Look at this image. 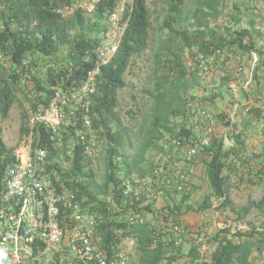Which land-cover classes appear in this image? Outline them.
I'll return each mask as SVG.
<instances>
[{"label": "trees", "instance_id": "1", "mask_svg": "<svg viewBox=\"0 0 264 264\" xmlns=\"http://www.w3.org/2000/svg\"><path fill=\"white\" fill-rule=\"evenodd\" d=\"M78 2L0 0V55L7 61L0 68L2 116L9 114L18 90L29 91L33 95V110L43 111L53 99L56 88L78 84L94 67L96 55L92 50L102 39L107 17L115 3L114 0H101L95 11L87 14ZM150 2L162 3L164 19L160 29L166 30L167 36H158L149 73L151 84L145 89L149 101L135 131L118 110L119 91L127 85L125 74L132 59L150 46ZM225 4L226 0H134L121 45L113 60L101 66L97 75L98 90L90 98L93 129V141L90 143L95 148L100 142L102 144L99 151L103 164L101 178L92 167L93 159L85 153L83 140L88 141L89 136L80 111L68 117L69 134L60 130L52 138V132L44 126L34 129L36 136L40 137V145L48 151V170L55 172L65 187L74 193L83 210L96 215L95 235L107 256L117 251L124 238L135 235L136 264H172L179 251L174 243L177 237L174 228L181 226L183 215L189 211L202 214L210 208L222 210L230 206L234 210L229 180L237 164L243 167L249 164L256 172L257 181L252 176L246 179L241 176V182L260 184L263 181L264 147L252 157L244 155L249 144L246 128L254 120H264V108L259 106L249 107L234 121L230 119L229 111H209L215 118L211 142L202 146L191 161L195 164L202 153L198 162L203 166L209 189L196 206L189 204V170L182 168L184 165L178 159L174 163L166 159L174 149L173 139L181 138L185 145L193 144L197 139L196 127L200 128L205 123L187 112L188 101L196 99L190 89L202 78L196 66L191 71L175 51L174 39H179L191 51L196 50L195 57L200 54L212 56L227 48L232 52L255 51L262 58L263 51L257 49L251 29L241 26L236 17L222 32L211 25V20L219 17ZM65 7H74L71 15H64ZM263 66L264 62L256 69L262 70ZM227 79L228 76L223 78V83ZM262 90L264 94V86ZM218 127L224 128V133L218 131ZM226 138L233 145H227ZM134 144L135 152L129 153L128 147ZM69 147H73L72 157L67 155ZM12 151L0 137V198L5 171L14 159ZM153 152L163 156L156 161L152 157ZM66 160L68 162L63 164ZM160 166L165 169L163 175L187 173L183 190L179 191L175 186L166 189V195L160 198L166 201L162 207H156V199L145 194H141L139 199L125 194L123 180L126 177L152 175ZM160 188L165 189V185H160ZM252 208L263 209L264 197L258 201L250 200L240 210L248 214ZM133 211L145 217L143 224H128L126 216ZM149 214L151 220H147ZM250 236L249 232L232 233L229 228H222L213 237L214 251L208 259L201 257L200 264H255L252 256L258 254L259 245Z\"/></svg>", "mask_w": 264, "mask_h": 264}, {"label": "built area", "instance_id": "2", "mask_svg": "<svg viewBox=\"0 0 264 264\" xmlns=\"http://www.w3.org/2000/svg\"><path fill=\"white\" fill-rule=\"evenodd\" d=\"M100 2L88 0L78 6L87 14H92ZM133 2L114 0L115 7L107 17L102 39L92 50L96 55L94 67L78 84L56 88L47 108L35 112L34 129L42 125L52 132L53 138L60 130L70 133L68 117L80 111L89 136L88 141L83 140L85 153L92 159L96 157L97 148L90 143L93 141L90 98L98 90L97 75L101 66L113 60L121 45ZM254 56L253 66L257 62ZM231 59L233 52L224 48L212 56L197 55L194 65L202 79L219 82L229 76ZM236 68L238 72L243 69L241 66ZM248 108L241 109L239 103H234L229 109L230 119L234 121L239 112L244 115ZM187 112L192 118H201L205 123L200 128L196 127L194 133L197 139L193 144L185 145L181 138L172 140L174 149L166 155V159L173 160V163L178 159L182 165L191 163L199 149L209 145L215 125L214 116L198 98L188 101ZM81 137L85 139V136ZM12 155L14 159L5 171L0 198V264H130L124 244L129 250L134 249L137 237L129 235L124 238L112 256L104 253L99 246L100 239L95 235L98 223L96 215L83 210L74 193L65 187L55 172L48 170V151L40 145V137L36 133L32 141H24L13 148ZM67 155L72 157L73 147L68 148ZM164 172L165 169L160 166L152 175L126 177L123 180L125 194L133 195L136 199L141 194L160 199L166 195L168 187L175 186L179 191L184 189L186 172H178L174 176L163 175ZM160 185H165V189ZM210 210L222 216L229 214L227 208ZM207 217L206 212L202 213L203 220ZM126 221L136 226L143 224L145 217L133 211L127 214ZM225 225L223 228L227 227ZM181 228L178 225L174 228L178 231L174 241L176 247L184 242ZM258 245L259 264H264V232Z\"/></svg>", "mask_w": 264, "mask_h": 264}, {"label": "rangeland", "instance_id": "3", "mask_svg": "<svg viewBox=\"0 0 264 264\" xmlns=\"http://www.w3.org/2000/svg\"><path fill=\"white\" fill-rule=\"evenodd\" d=\"M88 0H79L78 4L84 5ZM149 7L151 9L152 15V26L149 30V47L147 50L141 54L135 56L125 74V81L127 83L126 87L119 91L120 105L118 110L123 116L125 122L131 127L132 130H137L147 108V101H149L148 95L145 94V89L149 88L151 84V79L149 73L152 68V56L154 50L158 46V36H167V31L160 29L164 15L162 13V3L157 2V4L150 2ZM74 7H65L63 13L65 16L72 14ZM230 8L227 4L223 5L219 17L211 20V25L215 27L218 31H224V27L230 22H234L230 18ZM157 39V40H155ZM253 41L257 46V49L263 51L262 58L259 53L251 51L249 53L233 51V59L230 61L232 66L230 69V74L228 79L223 83V80L219 82L207 79H199L196 82L190 92L193 97L198 98L203 101L205 108L211 113L215 112H225L228 113L234 103H239L241 109L253 106H259L264 108V94H262V89L264 86V66L262 70H257L258 64L264 62V22L260 24L258 28V33L253 37ZM173 45L175 46V51H177L185 60L187 66L192 71L194 68L196 50L191 51L186 48L179 39H174ZM257 57V62L253 66L255 56ZM7 61L5 57L0 58V68L2 65H6ZM237 66H241L242 71L238 72ZM257 73V77H255ZM28 90V89H27ZM33 95L29 91L18 90L17 99L13 104L9 114L4 117L0 112V137H2L6 145L10 148H15L20 143L24 141H32L35 136L34 125L36 123L35 111L32 108L31 99ZM241 112L239 113V115ZM241 116V115H240ZM238 119V118H236ZM235 119V120H236ZM176 120V119H175ZM180 121V119L176 120ZM264 120L256 121L254 120L246 128L247 139L249 144L244 152L247 157H252L259 153L263 145L264 138ZM224 128L218 127V131L224 133ZM230 140L226 138V144L229 145ZM102 148L101 142L97 148L96 157L93 159L92 167L94 168L97 177L101 178L103 175V164L100 161L99 151ZM136 150V145H130L128 147L129 153H134ZM163 156L160 153L153 152L152 157L154 160L160 159ZM202 153L196 158V163H187L182 168L185 167L189 170V184L187 190L190 191L189 204L196 206L198 202L202 201L203 197L208 194V184L204 177L203 166L199 159H201ZM255 159V158H254ZM64 162L63 164H66ZM239 163V162H238ZM189 168V169H188ZM250 173V174H249ZM255 170L252 166L246 165L243 167L241 164H237L236 171L230 174V189L229 195L232 201V207H227L229 214L223 215V222L227 225L233 233L239 232H249L251 233L250 238L254 240L255 243L259 242L260 232H264V208L256 209L252 208L248 214L241 212V208L247 206L250 200L258 201L264 197V175H262L263 181L260 184L248 183L247 181L241 182L239 177H251L257 181L255 176ZM187 176V177H188ZM243 181V180H242ZM166 203L165 199H156L155 206L162 207ZM217 205V202L215 201ZM211 209V208H210ZM213 212V211H212ZM197 218L200 214L193 213ZM209 222L213 221L212 214H208ZM221 229H219L220 231ZM218 233V230H213V236L205 241L206 248L203 253L202 258H209L211 251H213L214 244L213 237ZM124 249H126L127 255L130 260V264H136L137 253L134 249L129 250L128 246L124 244ZM200 254H202L200 252ZM201 256V255H200ZM259 260V259H258ZM252 261L254 262L253 256ZM255 263V262H254ZM193 264H199L198 262Z\"/></svg>", "mask_w": 264, "mask_h": 264}, {"label": "crops", "instance_id": "4", "mask_svg": "<svg viewBox=\"0 0 264 264\" xmlns=\"http://www.w3.org/2000/svg\"><path fill=\"white\" fill-rule=\"evenodd\" d=\"M226 4L230 8V18L233 20L235 17L239 19L241 26L251 29L252 34L256 36L260 24L264 22V0H226ZM229 145H233V143L230 141ZM193 213L198 212L189 211L182 216L181 230L183 231L181 233L184 236V242L178 246L177 258L172 264H193L199 262L206 248L205 241L213 236L214 229L219 231L225 225L223 222L224 217L216 212L213 213L210 209L206 211V214H212L213 221L211 222H209L208 218L203 220L201 213H198L200 214L199 218ZM147 220H151L150 214ZM176 235H178V231H176ZM215 247H213V251ZM253 259L255 264H259L258 254H254Z\"/></svg>", "mask_w": 264, "mask_h": 264}]
</instances>
